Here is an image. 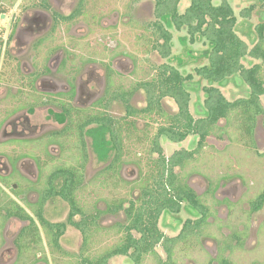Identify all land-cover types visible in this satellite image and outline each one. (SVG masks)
<instances>
[{
    "label": "rangeland",
    "instance_id": "1",
    "mask_svg": "<svg viewBox=\"0 0 264 264\" xmlns=\"http://www.w3.org/2000/svg\"><path fill=\"white\" fill-rule=\"evenodd\" d=\"M46 1L51 10L42 5L43 0H4L2 3L5 12L0 17V177L13 167V162L16 164L13 168H18V172L15 169L17 174H14V179L11 176L8 184L0 179V264H30L34 260L33 255L41 259L34 264H78L83 243L81 232L69 226L60 242L66 253H61L49 244L48 234L41 229L42 252L30 255L31 259L26 262L19 260L16 239L27 223L17 218L4 220L3 202L15 199L32 213L27 203H33L38 197L32 187L43 185L41 182L54 167L75 164L78 155L75 147L78 138L71 132H68L67 141L60 139L65 142L64 146L55 144L46 148L42 141V137L50 140L53 131L63 126L49 114V108L61 111L58 104L33 107L34 113L30 117L40 132L31 139H24V134H11L14 125L11 121L18 117L16 121L22 123L25 118L20 115L29 112L26 101L31 105H42L39 102L49 98L48 93L65 92L74 80L77 94L71 103L81 111L97 113L104 111L97 101L108 86V65L114 70L112 86L128 88L136 81L153 78L158 65L164 62H170L183 73L192 72L196 66L207 62L204 51L208 46L203 39L190 43L186 39V29L174 30L173 56L170 59L149 50L150 32L146 29L147 23L155 19V0H88L84 15L74 21L61 22L54 21L52 11L68 15L75 10L79 0ZM190 1L182 0L180 10L184 11ZM231 3L239 19L238 32L246 41L255 43V25L264 19V5L256 0H231ZM253 3L257 7L251 18H242L241 10ZM247 62L261 63L264 76V61L247 58ZM231 80L222 87L227 98L244 96L248 89L245 83L237 79V84L234 78ZM193 83L197 86L192 88L191 110L199 116L204 110L202 85L207 82L196 76ZM52 98L55 103L67 101L66 97L58 95ZM262 101L264 103V96ZM133 103L137 107L146 105L143 90L134 96ZM165 106L170 112L178 109L171 98L165 99ZM108 112L120 117L125 110L121 103L114 102ZM146 123L139 121V128L145 132L140 131L141 138H147L145 135L152 137L157 130V123ZM221 123L225 124V120ZM96 127L91 126L89 132ZM232 128L235 129L231 127L229 135L209 136L206 146L195 158L184 168L176 169L178 175L207 201L212 213L203 236L175 246L174 259L179 264H209L221 254L234 264H264V207L256 213L251 212V201L264 191V126L260 118L256 129V149L234 140L238 133ZM104 134L102 147L98 146L99 138L94 133L86 139V186L78 192V197L87 209L95 205L104 209L113 199L138 196V189L131 192L134 181L141 172L148 170L152 159L158 157L157 153H151L148 139L141 142L132 140L124 156L127 163L120 171L124 182L103 184L106 174L102 170L114 156L108 143L109 135L107 132ZM197 140L195 135L182 143L163 138L162 145L165 154L170 156L178 149L197 147ZM13 183H20L17 188L21 187V197L13 191ZM216 186V191H210ZM69 211V204L60 197L51 198L45 207V215L52 222L65 221ZM198 216L191 206L184 204L179 214L166 211L161 217L160 227L167 236L175 237L187 218ZM124 221L122 211L103 215L100 223L104 228L92 237L87 254L97 255L117 244L122 233L116 223ZM233 233L242 236L240 243ZM226 243L231 245V249L225 247ZM157 252L166 260L167 253L162 245L157 247ZM109 264H130V261L121 255L113 257ZM142 264L159 263L154 256L148 255Z\"/></svg>",
    "mask_w": 264,
    "mask_h": 264
},
{
    "label": "trees",
    "instance_id": "2",
    "mask_svg": "<svg viewBox=\"0 0 264 264\" xmlns=\"http://www.w3.org/2000/svg\"><path fill=\"white\" fill-rule=\"evenodd\" d=\"M0 0V17L5 12ZM88 0H79L75 10L69 15H61L53 11L55 22L74 21L84 15ZM182 0H155V19L147 23L150 32L148 43L151 51H157L164 59L173 56L174 30H187V38L194 44L199 39L208 46L204 51L207 62L196 66L194 71L183 73L170 62H164L157 67L156 75L148 80L136 81L128 88L112 86L113 68L108 65V86L105 95L97 101L104 111L90 113L79 110L70 100L75 95L74 82L67 101L55 103L52 97L42 101L46 104H58L68 116V124L62 131L50 136L49 142H58L62 146L68 140V132L78 138L75 164L54 167L47 174L43 185L33 186L38 194L37 201L27 204L32 209L30 213L23 205L14 199L3 202L4 220L17 217L27 224L21 229L16 244L19 249V260L26 262L32 254L42 252L44 243L43 229L49 237V244L61 253H66L61 245V238L69 226L81 232L83 243L79 251L78 264H109L115 256L128 257L130 264H142L145 257L152 255L159 264H179L174 259V249L180 242H189L190 238L204 235L211 217V207L207 201L182 179L177 168H184L206 146L209 136L217 134L222 137L230 134L234 127L238 142L256 149V129L261 118L264 126V76L261 63L248 64L247 58L264 61V19L255 25L257 41L249 43L238 32L239 19L231 0H191L184 11L180 10ZM261 6L264 0H256ZM42 5L51 10L46 0ZM256 3L241 10L242 18H251L256 10ZM0 41V46H1ZM1 61V49H0ZM198 76L207 83L202 85L205 93L203 113L195 115L191 110L193 82ZM235 79L245 83L247 92L244 96L227 98L222 87ZM238 79V80H237ZM197 84V83H196ZM143 90L146 95V105L137 107L133 103L134 96ZM171 98L177 105L176 112L168 111L165 99ZM114 102L123 105L124 115L117 117L108 111ZM157 123L158 127L152 137L141 138L144 130L139 128V121ZM225 120V124L221 121ZM95 124L98 128L92 130L99 138L98 146L105 144V134L109 133V144L113 150V158L102 170L106 174L103 184L124 182L120 171L127 161L124 159L127 148L132 140L141 142L148 139L151 153L158 157L152 159L146 172L134 181L132 189H138L136 197H121L107 202L106 208L96 205L87 209L81 203L78 192L86 186V164L88 161L87 127ZM90 131V130H89ZM96 133V134H95ZM141 134V133H140ZM197 136V147L182 148L167 156L162 145L163 138L175 143H182L190 136ZM103 144V145H102ZM16 160V159H15ZM15 163V162H13ZM43 175V170L41 169ZM42 178V177H41ZM218 186L210 191H216ZM17 194L20 191H14ZM60 197L69 204L68 218L61 222H52L45 215V206L51 198ZM184 204L191 206L199 216L187 218L181 232L175 237L167 236L160 227L162 215L166 212L179 214ZM264 207V191L251 201V212L256 213ZM123 212L125 221L116 223L122 233L121 240L105 251L97 254H87L92 237L104 227L101 225L103 215ZM79 218V219H78ZM206 234V233H205ZM208 234V233H207ZM240 243L241 237L233 233ZM162 245L167 253L166 260L157 252ZM231 249V245L226 246ZM223 250V249H222ZM37 251V252H35ZM41 258V257H39ZM30 264L40 261L33 255ZM38 260V261H37ZM209 264H234L228 257L221 254Z\"/></svg>",
    "mask_w": 264,
    "mask_h": 264
},
{
    "label": "flooded vegetation",
    "instance_id": "3",
    "mask_svg": "<svg viewBox=\"0 0 264 264\" xmlns=\"http://www.w3.org/2000/svg\"><path fill=\"white\" fill-rule=\"evenodd\" d=\"M51 9H52V7H51ZM73 12V11H72ZM71 12V13H72ZM52 13H53V11H52ZM59 13V12H58ZM70 13V14H71ZM59 14H61V13H59ZM61 15H63V14H61ZM69 15V14H68ZM53 18H54V15H53ZM54 21H55V18H54ZM59 22H61V21H59ZM107 70H108V68H107ZM107 78H109V76L107 77ZM72 82H74V85H75V95H74V97L72 98V100H70L71 102H73V99L76 97V94H77V85L75 84V81L74 80H72L71 81V83H70V87H69V89L67 90V91H65V92H58L57 94H50V93H48V96L49 97H53V96H56V95H58V96H60V97H62V98H64V97H66L67 98V96L69 95L68 93H70L71 92V90H72V88H71V84H72ZM107 89V88H106ZM106 89H105V91H104V94L100 97V98H102L104 95H105V93H106ZM99 98V99H100ZM98 99V100H99ZM46 100H48V98H44V99H42L40 102H39V104H42V105H38V103H34L33 105H31V103L29 102V101H26V107H29L28 109H29V112L28 111H26V113L24 112V113H22L20 116H23L24 118H25V120L21 123H18V121H16V119L18 118V117H16V119H13L12 121H11V123H13L14 125H12V131H11V134H15V135H19V136H21L22 134H24L25 136H26V138H24V139H31L32 138V136H34V135H37L39 132H40V129H39V127H38V125L36 124V123H34V121H32V117H30V114L31 113H34V108L33 107H39V106H44V107H46L48 104H46V103H42V101H46ZM49 114H50V116H53L55 119H56V122L58 123V124H61V125H63L61 128H59L58 130H56V131H53V133H56V132H59V131H62L63 129H65V127L67 126V124H68V121H69V119H68V116L66 115V113L62 110V107H61V111L60 112H56V111H54L53 109H51V108H49ZM91 126H97V125H95V124H92V125H89L88 127H87V135H86V139H87V136L90 134V132H89V130H90V127ZM46 127V125L45 126H43L42 128H41V130L42 129H44ZM96 128H98V126L96 127ZM108 135H109V133H108ZM43 139H42V141H44L45 143H46V148H49L50 146H53V145H55V144H59L58 142H48V140H49V138L47 139V138H45V137H42ZM109 138H110V135H109ZM86 142H87V140H86ZM43 145H45V144H43ZM52 150V149H51ZM27 155V154H26ZM37 160V159H36ZM13 167H16V164L14 163V165H13ZM13 167H11V169L10 168H8V171L5 173V175H1V177H0V179L2 180V182H4V183H6V184H8L7 182H9L10 180V178H11V176H12V179H14V174H17L16 173V171L18 170V168H13ZM12 168H13V170H12ZM15 169H16V171H15ZM18 172V171H17ZM41 173V172H40ZM26 182H28V180L26 179ZM19 184L20 183H13V185H11V187H12V189H13V191H21V187H19V188H17V185L19 186ZM26 187H27V185H26ZM192 187V186H191ZM28 188V187H27ZM193 188V187H192ZM15 194L16 195H18V196H22V194H21V192H19L18 194L15 192ZM37 199H38V197H37ZM37 199L35 200V201H37ZM15 200V199H14ZM17 201V200H16ZM34 201V202H35ZM18 203H19V201H17ZM46 207V206H45ZM12 218H17V217H10L9 219H12ZM8 219V220H9ZM17 219H19V218H17ZM19 220H21V219H19ZM21 221H23V220H21ZM23 222H26V221H23ZM27 223V222H26ZM24 227V226H23ZM22 227V228H23ZM21 228V229H22ZM21 231V230H20ZM20 231H19V233H20ZM19 233H18V235H19ZM18 235H17V237H18Z\"/></svg>",
    "mask_w": 264,
    "mask_h": 264
}]
</instances>
